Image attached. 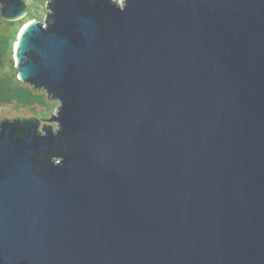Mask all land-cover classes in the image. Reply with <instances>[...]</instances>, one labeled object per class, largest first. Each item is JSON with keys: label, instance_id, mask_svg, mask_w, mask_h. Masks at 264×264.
Instances as JSON below:
<instances>
[{"label": "water", "instance_id": "95a60500", "mask_svg": "<svg viewBox=\"0 0 264 264\" xmlns=\"http://www.w3.org/2000/svg\"><path fill=\"white\" fill-rule=\"evenodd\" d=\"M117 1L18 34L58 105L0 122V264H264V0Z\"/></svg>", "mask_w": 264, "mask_h": 264}, {"label": "trees", "instance_id": "16d2710c", "mask_svg": "<svg viewBox=\"0 0 264 264\" xmlns=\"http://www.w3.org/2000/svg\"><path fill=\"white\" fill-rule=\"evenodd\" d=\"M48 1V0H47ZM36 18L26 14L18 20H6L0 11V122L4 119L2 107L16 104L18 107H43L44 112H34V116L44 113L50 116L58 102L51 99L44 89L34 88L33 85L20 80L14 57V46L20 29L28 20ZM46 116V117H47Z\"/></svg>", "mask_w": 264, "mask_h": 264}, {"label": "rangeland", "instance_id": "374dc122", "mask_svg": "<svg viewBox=\"0 0 264 264\" xmlns=\"http://www.w3.org/2000/svg\"><path fill=\"white\" fill-rule=\"evenodd\" d=\"M25 2H26V5L28 6V11H27L28 13L27 14L30 13V15L35 16L36 19L41 20V21L46 20V17L48 14V9H47L48 1L47 0H25ZM117 2L122 3L123 0H118ZM34 19L35 18H32V19L28 20L27 22L34 20ZM21 29H20V31H21ZM41 111L44 112L43 107H37L36 110H34L31 107H22V106L18 107L16 104H11V105H4L2 107L1 113L3 114L4 118L13 119L16 117L31 118L34 116V112L39 113ZM55 111H56V109L53 112H55ZM52 114L50 116H47L48 115L47 113H46V115H44V113H43V115L42 114L38 115V117L40 119V128L42 127V125L50 123L47 121V119L49 117H51ZM35 117H37V116H35ZM51 124L53 125L54 128L57 127V123L53 122Z\"/></svg>", "mask_w": 264, "mask_h": 264}, {"label": "clouds", "instance_id": "9594fccd", "mask_svg": "<svg viewBox=\"0 0 264 264\" xmlns=\"http://www.w3.org/2000/svg\"><path fill=\"white\" fill-rule=\"evenodd\" d=\"M56 109V108H55ZM54 113V112H53ZM17 118V117H16ZM20 118V117H19ZM31 118H34V117H31ZM37 118V117H36ZM39 119V118H38ZM41 129V128H40Z\"/></svg>", "mask_w": 264, "mask_h": 264}]
</instances>
